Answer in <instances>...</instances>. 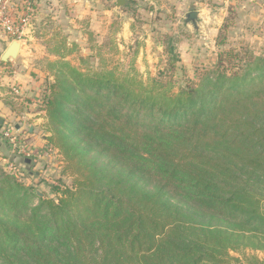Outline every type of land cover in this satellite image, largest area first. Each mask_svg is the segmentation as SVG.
<instances>
[{
  "label": "trees",
  "instance_id": "trees-1",
  "mask_svg": "<svg viewBox=\"0 0 264 264\" xmlns=\"http://www.w3.org/2000/svg\"><path fill=\"white\" fill-rule=\"evenodd\" d=\"M62 61L42 106L61 177L39 197V172L0 168V264H264V58L231 48L178 94Z\"/></svg>",
  "mask_w": 264,
  "mask_h": 264
},
{
  "label": "rangeland",
  "instance_id": "rangeland-1",
  "mask_svg": "<svg viewBox=\"0 0 264 264\" xmlns=\"http://www.w3.org/2000/svg\"><path fill=\"white\" fill-rule=\"evenodd\" d=\"M127 1L129 5L119 9L120 11L115 7L117 2L111 5L113 9L115 7L121 14H125V17L124 15L123 17H118L121 18L120 20H114V16H112L111 20L115 22L112 27L114 31L107 32L98 39L92 38V41L91 36L87 35V40L89 41L87 46H95V51L93 52L95 60H91L90 57L82 58L80 54L83 52L80 51L69 52L70 48L72 49L73 47H69L68 37L63 33V30L58 31L57 19L54 20L55 22L52 26H49L51 27L49 28L50 35L46 40L51 41L49 45L54 49L53 55L56 59H52V61L50 59H41L42 63L44 62L42 64L44 67L38 68V70H42L45 75L47 73L51 75L54 81L60 69L55 64H59L63 62V59L69 57L70 59L66 61L72 64L75 63L74 68L78 66L77 69L82 74H110L111 77L118 81L127 80L128 83L126 84H132V88L137 90H140L143 86L148 89L154 86L156 93L178 94L193 84H199L208 77L217 64L219 54L231 48L246 47L257 57L264 58V18L252 12L249 13V17H247L248 14L241 17L237 9H233L234 3L225 2L220 6V9L208 0L199 1L198 4L194 3V6L190 8L186 3L177 7V4L175 5L168 0ZM69 10L71 9L69 8ZM74 10H71L72 14ZM190 11H203L202 18L199 16L198 29H195L192 24L186 23V15ZM112 13H114V10H112ZM85 17L86 15L82 13L81 17L75 19L77 20L75 24L87 23ZM85 24L84 26H86ZM119 25L121 27L118 29ZM32 27L31 23L18 43H27L28 40L33 39ZM29 30H31L30 34L28 33ZM11 39L14 40L9 38L8 44L12 41ZM37 52L33 51L35 54ZM2 53L3 51L0 50V58ZM31 53L26 52L28 56H31ZM41 53L43 54L44 51L42 50ZM37 56L40 57L42 55L39 53ZM29 69L30 67L18 66L16 71L20 75V70L29 72ZM29 75H33V73ZM35 76H41V74L36 73ZM33 80L34 83L40 81V79L36 80L35 77ZM50 83L49 77L44 76V81L40 82V86L37 87L41 96V105L39 104L36 107L38 110H42L40 106H43V95L49 94ZM27 112L29 113V108ZM44 114H42L44 119L40 123V137L45 136L48 138L50 136L47 131L49 122L46 114L45 117L43 116ZM44 144L43 150H47L46 146L50 145L48 142L46 146ZM11 153L13 154V152ZM0 154L2 157L0 159V168L6 175L13 176L16 182H21L22 180L26 186H31L34 185L33 180L35 182L40 181V177L37 175H34V177L30 176L31 172L35 174L38 169L34 170V166L27 168L23 161L20 164L21 168L18 164L17 172L25 176L16 177L8 166L9 160L5 161L3 159L5 155L3 153ZM49 159L52 161L59 160L58 153H52ZM57 168L56 166L53 167L54 170H51L48 173L49 176L45 178L52 179V175L54 176L58 172ZM41 178H44V176ZM62 179L64 180L61 183L64 185L71 183L70 177L63 176ZM56 182V180L53 181V183ZM36 189L39 194L44 193L46 198L54 197V193L49 189L47 183L38 184ZM33 204L34 206L39 204L37 197H34ZM245 253L255 255L259 259L264 260V253L261 251L249 249ZM232 255L234 257L241 256L239 254Z\"/></svg>",
  "mask_w": 264,
  "mask_h": 264
},
{
  "label": "crops",
  "instance_id": "crops-1",
  "mask_svg": "<svg viewBox=\"0 0 264 264\" xmlns=\"http://www.w3.org/2000/svg\"><path fill=\"white\" fill-rule=\"evenodd\" d=\"M34 4L35 15L32 18V30H33V39L28 40L27 43L20 44L21 49L16 60H9L8 62L2 61L3 54L9 49L12 43H7L9 38L0 34V50L3 51L0 58V128L5 126L6 124H11L15 127V129L19 132L20 136L26 140L28 146L32 149L34 156L32 160H25L21 156L17 154H12L7 147L4 145L3 141L0 139V153H3L5 157L3 158L5 161L10 160L17 167L18 164L20 166L21 163H25L26 167L34 166V170H37V175L44 176L43 180L46 181L43 183H53V181L57 180L56 178L61 175L62 169V161L59 156V160L52 161L50 160V156L52 153H47L45 149L43 150V143L46 146L47 138L45 136L40 137L41 130V122L44 118H42V114H44L43 110H38L36 107L40 104V92H38V88L40 86V82L44 81V76H48L51 83L53 82V77L48 73L45 75L42 73V70H38V68L44 67L42 65V60L56 59L54 57L53 52L54 49L49 45L51 41H47L49 38L50 25L55 22L57 19L58 31L63 30L66 37H68L67 41L70 48L69 52H83L81 53L82 58H89L91 60H95L94 55V47L87 45L89 41L87 40V35L92 38H99L100 36L105 35L107 32L114 31L113 23L111 18L114 16V20L121 19L118 17H125V14H121L118 10H116V6L114 9L112 8V3L117 2V0H30ZM175 5L182 6V4L186 3L187 6L192 7L195 4H198L199 1L202 0H168ZM210 3L215 4L220 8L225 2L234 3L235 6L233 9H237V12L241 17L246 16L249 17V13H256L259 16L264 18V0H208ZM101 3V4H100ZM68 7V9H66ZM74 10V13H71V10ZM221 9V8H220ZM114 10V13H112ZM70 12V14H69ZM200 13V17L202 18L203 11H198ZM86 15L87 23L84 22L80 25H76L77 20L81 15ZM125 13V12H124ZM246 13V14H245ZM199 17V20H200ZM246 17V18H247ZM84 24L86 26H84ZM118 25V24H117ZM115 26V25H114ZM89 29L86 30V28ZM121 27V25L118 26ZM199 28V26H198ZM31 30H29V34ZM57 31V30H56ZM96 49V48H95ZM44 51V55L41 51ZM38 51L36 54L31 53V56H28L26 52ZM42 56L38 57V54ZM27 55V56H25ZM38 57V58H37ZM44 57V58H43ZM42 59V60H41ZM68 57L66 60H69ZM38 60V61H37ZM3 63V64H1ZM70 64H72L70 62ZM75 64V63H74ZM74 64L72 66L74 67ZM18 66L22 67H30L29 72L25 70H20L18 75L17 69ZM78 68V66H75ZM33 73V75L29 74ZM35 73V74H34ZM36 73H40L41 76H35ZM36 80L40 79L38 83H34L33 78ZM16 88L20 90V96H16L19 98V102H21V106L23 107V112L18 113L17 111H13L10 107H8L5 103L8 96H13V89ZM24 100V101H22ZM42 109V106H40ZM29 108V113L27 112ZM45 117V114L43 115ZM2 130V129H1ZM0 130V132H1ZM44 146V147H45ZM48 146V145H47ZM46 146V147H47ZM11 153V154H10ZM23 161V162H22ZM58 170L56 174L51 178H45L49 176V172L54 170V164ZM61 165V167H59ZM18 168V167H17ZM21 168V166H20ZM56 171V169H55ZM50 189V187H49ZM43 194L41 193V196Z\"/></svg>",
  "mask_w": 264,
  "mask_h": 264
},
{
  "label": "built area",
  "instance_id": "built-area-1",
  "mask_svg": "<svg viewBox=\"0 0 264 264\" xmlns=\"http://www.w3.org/2000/svg\"><path fill=\"white\" fill-rule=\"evenodd\" d=\"M34 4L30 0H0V34L7 38H13L12 42H19L23 37L24 31L31 25V20L35 15ZM14 96H20L19 90L13 89ZM1 139L10 152L21 156L25 160L32 159L34 156L32 149L28 146L15 127L6 124L1 128ZM47 153L55 151L47 146ZM8 166L16 177L25 175L17 172V167L9 160Z\"/></svg>",
  "mask_w": 264,
  "mask_h": 264
},
{
  "label": "water",
  "instance_id": "water-1",
  "mask_svg": "<svg viewBox=\"0 0 264 264\" xmlns=\"http://www.w3.org/2000/svg\"><path fill=\"white\" fill-rule=\"evenodd\" d=\"M127 5H129L127 0H117L116 8L121 9ZM199 16H200V13L198 11H190L186 15V23L192 24L195 29H198ZM20 49H21L20 43H18L16 41L13 42L11 44V46L9 47V49L3 54L2 61L6 63L9 60L17 59L18 55L20 53ZM0 130H1V128H0ZM0 139H1V136H0ZM60 177H61V175L59 174V176L56 179L58 180ZM69 186L72 187V183H70ZM39 195H41V194H39Z\"/></svg>",
  "mask_w": 264,
  "mask_h": 264
}]
</instances>
